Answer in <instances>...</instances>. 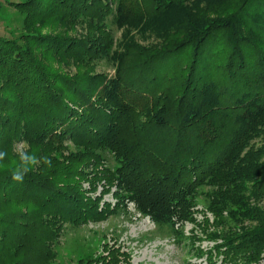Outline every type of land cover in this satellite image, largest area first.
<instances>
[{"label":"trees","instance_id":"16d2710c","mask_svg":"<svg viewBox=\"0 0 264 264\" xmlns=\"http://www.w3.org/2000/svg\"><path fill=\"white\" fill-rule=\"evenodd\" d=\"M225 1L10 2L31 20L83 21L89 31L40 36L30 24L0 37V150L9 153L0 166L1 264H25L20 252L49 264L64 224L129 204L179 242L183 226L197 223L203 188L215 251L228 264H264V0H237L211 20ZM55 59H73L76 72ZM93 61L114 74L81 71ZM16 142L52 167L13 181ZM102 181L104 192L114 187L113 207L100 209L102 198L82 188ZM107 251L101 264L125 255Z\"/></svg>","mask_w":264,"mask_h":264},{"label":"rangeland","instance_id":"374dc122","mask_svg":"<svg viewBox=\"0 0 264 264\" xmlns=\"http://www.w3.org/2000/svg\"><path fill=\"white\" fill-rule=\"evenodd\" d=\"M16 0H0V37H18L25 34L28 25H34V30L39 32L40 36L62 35L70 38H80L89 31V26L83 21H72L64 24L41 23L15 8L10 2ZM237 0H226L225 4L219 7L209 17L211 20L223 17L226 11H229ZM36 27V28H35ZM95 30V29H94ZM97 31V30H96ZM114 32V31H113ZM118 38L120 33L114 32ZM179 34H173L169 37V42L174 41ZM148 47L147 43H142ZM154 44V43H153ZM37 52L40 53L39 50ZM136 57V53H132ZM140 57V56H139ZM74 59V58H73ZM59 66V61L55 59V67L62 68L63 73L74 74L77 69L74 60ZM177 65L171 66L170 73ZM83 72L104 73L109 76L114 74L107 62L93 61L89 66H83ZM164 84V83H163ZM167 85L166 87H168ZM20 142H16L12 151ZM70 146L71 143H68ZM24 146H28L24 143ZM104 182H97L95 191H90L89 182H83L82 188L88 191L92 198L101 197L99 207L104 208L105 204L111 207L116 203L113 196L114 187L108 192H104ZM207 188L199 192L197 198V210L195 218L197 223H186L183 228L182 237L179 242L171 236L168 230H158L147 217H142L135 213L132 204L127 206V212L124 210L114 211L106 217L98 220H88L84 223L71 225L64 224L62 231L55 238L53 245L55 257L49 264H79V260L91 258L87 264H101V257L108 256L109 249L119 250L120 264H228L221 253L215 251L216 244L221 242L216 240L212 234L218 232L213 226L214 218L207 211ZM10 207V206H9ZM11 208V207H10ZM208 219V222L205 220ZM213 237V238H212ZM18 260L23 259L25 264H30V258L24 252L18 253ZM4 259V251H0V264ZM209 258H211V263ZM236 264H244V261L238 260Z\"/></svg>","mask_w":264,"mask_h":264},{"label":"clouds","instance_id":"9594fccd","mask_svg":"<svg viewBox=\"0 0 264 264\" xmlns=\"http://www.w3.org/2000/svg\"><path fill=\"white\" fill-rule=\"evenodd\" d=\"M8 156L7 150H0V166L7 160ZM15 156L17 159L11 169V179L18 183L23 182L25 176L41 164L49 168L52 167V159L49 156H38L36 152L25 147L24 142H20L15 148Z\"/></svg>","mask_w":264,"mask_h":264}]
</instances>
